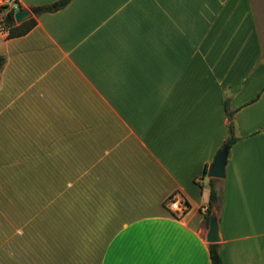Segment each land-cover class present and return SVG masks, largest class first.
<instances>
[{
	"label": "crops",
	"instance_id": "obj_1",
	"mask_svg": "<svg viewBox=\"0 0 264 264\" xmlns=\"http://www.w3.org/2000/svg\"><path fill=\"white\" fill-rule=\"evenodd\" d=\"M17 1L41 10L0 28V264H264V0Z\"/></svg>",
	"mask_w": 264,
	"mask_h": 264
},
{
	"label": "trees",
	"instance_id": "obj_2",
	"mask_svg": "<svg viewBox=\"0 0 264 264\" xmlns=\"http://www.w3.org/2000/svg\"><path fill=\"white\" fill-rule=\"evenodd\" d=\"M70 0H57L54 3L50 5H46L43 7V11H54L61 7H63L65 4H67ZM4 8V6H0V10ZM21 8V6H20ZM14 10L8 9L3 17L2 20H0V27L8 30V37L13 36H20L25 33H27L33 26L36 24V20L33 17H28L25 20L21 21L20 23L16 24L14 21ZM4 63V56L0 55V69ZM228 131L229 136L223 143V146L221 150H219V153L222 150L226 151V154H228L229 149L233 145L234 142L237 141V138L233 135V126L231 123L228 124ZM203 173H206V167L203 170ZM215 179H210V194H209V206L207 207V213H206V221L209 219V212L211 209V204L213 201L217 199V193L214 187ZM209 255L210 260L212 264H223L220 249L216 244H211L209 248Z\"/></svg>",
	"mask_w": 264,
	"mask_h": 264
},
{
	"label": "water",
	"instance_id": "obj_3",
	"mask_svg": "<svg viewBox=\"0 0 264 264\" xmlns=\"http://www.w3.org/2000/svg\"><path fill=\"white\" fill-rule=\"evenodd\" d=\"M41 10V8L33 7L29 9L20 8L14 12V21L18 24L21 21L25 20L26 18L30 17L31 14H36ZM226 151L222 150L216 159V164L221 165L223 162L226 161ZM219 170L217 169V175H219ZM207 240L210 242H216L219 240V233H218V225L217 221L211 219L209 223V230L207 232Z\"/></svg>",
	"mask_w": 264,
	"mask_h": 264
},
{
	"label": "built area",
	"instance_id": "obj_4",
	"mask_svg": "<svg viewBox=\"0 0 264 264\" xmlns=\"http://www.w3.org/2000/svg\"><path fill=\"white\" fill-rule=\"evenodd\" d=\"M0 6H7L8 9L14 10V12L20 9V5L17 0H0ZM168 208L172 211L183 213L188 209V205L183 198H178L175 195H171L168 198Z\"/></svg>",
	"mask_w": 264,
	"mask_h": 264
},
{
	"label": "rangeland",
	"instance_id": "obj_5",
	"mask_svg": "<svg viewBox=\"0 0 264 264\" xmlns=\"http://www.w3.org/2000/svg\"><path fill=\"white\" fill-rule=\"evenodd\" d=\"M2 11L4 10V11H7L8 10V7L7 6H4V8H2L1 9ZM5 15V14H4ZM4 15H3V17H4ZM1 16H2V13H0V18H1ZM31 16H33V15H31ZM16 23V22H15ZM17 24V23H16ZM1 29H3L4 30V28H2V27H0ZM5 30H7V29H5Z\"/></svg>",
	"mask_w": 264,
	"mask_h": 264
}]
</instances>
